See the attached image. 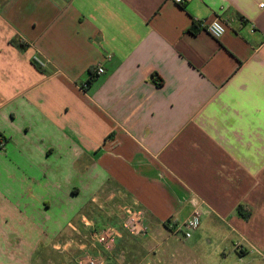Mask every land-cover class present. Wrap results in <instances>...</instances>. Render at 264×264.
<instances>
[{"label": "crops", "instance_id": "1", "mask_svg": "<svg viewBox=\"0 0 264 264\" xmlns=\"http://www.w3.org/2000/svg\"><path fill=\"white\" fill-rule=\"evenodd\" d=\"M262 4L0 0V264L255 263L239 246L264 253ZM215 18L221 39L200 26ZM196 204L200 228L173 233Z\"/></svg>", "mask_w": 264, "mask_h": 264}, {"label": "built area", "instance_id": "2", "mask_svg": "<svg viewBox=\"0 0 264 264\" xmlns=\"http://www.w3.org/2000/svg\"><path fill=\"white\" fill-rule=\"evenodd\" d=\"M176 3H183L189 0H174ZM264 8V4L261 5ZM200 26L204 28L210 35L216 39H221L226 33V25L220 18H215L212 21H202ZM105 72L102 67L97 69V74L101 75ZM0 146H4V142L0 140ZM203 210L199 204L194 206L191 215L181 223L170 222L169 228L173 233L182 234L185 239H189L200 228L202 223ZM123 227L131 234L145 237L149 233V227L146 222V213L142 209H137L133 206L124 207V221ZM121 233L117 227L106 226L101 231L94 234V241L103 250L111 252L116 245ZM251 253L256 254L264 259V253L260 250L249 247ZM79 264H107L106 259L102 255H94L86 253L82 255ZM245 264V263H244ZM247 264V263H246Z\"/></svg>", "mask_w": 264, "mask_h": 264}, {"label": "rangeland", "instance_id": "3", "mask_svg": "<svg viewBox=\"0 0 264 264\" xmlns=\"http://www.w3.org/2000/svg\"><path fill=\"white\" fill-rule=\"evenodd\" d=\"M207 230L208 231H210V229L208 228V225H205L200 231H198V233H196V235H200V233L202 232V233H204V234H207ZM119 231H120V229H119ZM121 232V231H120ZM137 236V235H136ZM204 248H206L207 250H209L208 252H210L211 250H212V248H213V245H210V244H206V245H204L203 246ZM240 247H244V248H242V249H245V250H248V251H250V248H248V246H245V244H240V246H239V248ZM254 248H256V249H258L257 247H254ZM114 250V249H113ZM112 250V251H113ZM105 253H107V252H109V251H105V250H103ZM111 251V252H112ZM251 252V251H250ZM253 254V253H252ZM94 255H102L105 259H106V254H104V253H100V254H94ZM255 255V254H254ZM254 257H256V259H255V263L253 262L252 264H264V259L262 258V257H260V256H258V255H255ZM258 261V262H257ZM234 264H237V263H235L234 261H232ZM232 262H230L229 264H231ZM79 264V263H78ZM248 264V263H247ZM250 264V263H249Z\"/></svg>", "mask_w": 264, "mask_h": 264}, {"label": "trees", "instance_id": "4", "mask_svg": "<svg viewBox=\"0 0 264 264\" xmlns=\"http://www.w3.org/2000/svg\"><path fill=\"white\" fill-rule=\"evenodd\" d=\"M19 44H20V47H21L22 49H25V48L27 47L23 42H21V43H19ZM34 62H35V64H36V67H37L39 70H43V69H44V68L42 67V65H40L37 61H34ZM89 83H91V81H90ZM237 212H238V214H239L240 216H243L244 218H248V216H249V214H246V213L244 212L242 206H239V207L237 208Z\"/></svg>", "mask_w": 264, "mask_h": 264}]
</instances>
